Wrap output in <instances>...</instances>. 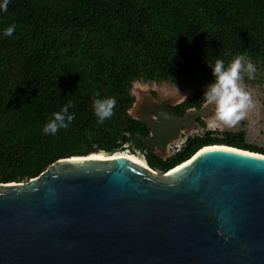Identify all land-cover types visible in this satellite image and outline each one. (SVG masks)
I'll return each mask as SVG.
<instances>
[{"label":"trees","instance_id":"trees-1","mask_svg":"<svg viewBox=\"0 0 264 264\" xmlns=\"http://www.w3.org/2000/svg\"><path fill=\"white\" fill-rule=\"evenodd\" d=\"M11 24L15 32L4 36ZM236 55L264 70V0H10L0 11V182L27 181L59 158L119 150L130 135L147 136V124L130 112L136 81H193V93L169 109L182 116L201 108L214 81L207 63ZM97 93L117 101L103 124L93 115ZM69 101V127L44 134ZM214 144L264 153L244 129L205 128L166 158L134 142L163 172Z\"/></svg>","mask_w":264,"mask_h":264},{"label":"water","instance_id":"water-1","mask_svg":"<svg viewBox=\"0 0 264 264\" xmlns=\"http://www.w3.org/2000/svg\"><path fill=\"white\" fill-rule=\"evenodd\" d=\"M136 104L130 112L150 135L124 146L138 153L141 139L162 157L210 113L203 104L178 116L162 105L147 118ZM116 151L0 182V264H264V153L207 145L163 172Z\"/></svg>","mask_w":264,"mask_h":264},{"label":"clouds","instance_id":"clouds-1","mask_svg":"<svg viewBox=\"0 0 264 264\" xmlns=\"http://www.w3.org/2000/svg\"><path fill=\"white\" fill-rule=\"evenodd\" d=\"M10 0H2L0 11L7 12ZM16 30V25H9L3 32L4 36L11 37ZM207 63V62H206ZM212 70L214 81L206 86L202 100L212 112L208 117V127L216 129L221 126L232 128L245 118L249 109L254 107L252 95L242 86L244 76L254 79L257 71L255 64L244 55H236L225 64L222 59H216L214 64L207 63ZM177 92L179 90L176 88ZM180 94V93H179ZM99 93L92 100L93 115L97 123L103 124L115 113V97L98 98ZM184 97V96H183ZM186 99V97H184ZM73 107L71 101L65 104L60 111L52 113L43 127L46 135H56L61 129H67L75 119L69 112Z\"/></svg>","mask_w":264,"mask_h":264},{"label":"rangeland","instance_id":"rangeland-1","mask_svg":"<svg viewBox=\"0 0 264 264\" xmlns=\"http://www.w3.org/2000/svg\"><path fill=\"white\" fill-rule=\"evenodd\" d=\"M256 66V73L254 79H248L247 75L244 76L242 86L245 87L247 91H249L252 95V100L254 107L249 109L245 118L242 119L236 126L232 128H227L225 126H221L219 130H246V139L251 143H255L260 146H264V70L259 66ZM176 88L179 90L177 92ZM194 91V82L193 81H186L182 84L179 83H170L166 81H162L156 83L154 81H136L134 83L132 92L136 96L137 101L140 100L142 94H144L145 98L149 99L154 104H159L168 99L171 102H180L187 97L188 95L192 94ZM184 96V97H183ZM139 101L137 102L138 105ZM136 107L133 109V113L135 114ZM138 115V114H136ZM156 116V113H155ZM211 116V115H209ZM208 116V117H209ZM208 117L206 120V126L201 127L199 122V126L194 127V129H190L185 131L182 134V138L184 139L187 135H191L193 133H201L204 129H210L208 125ZM180 139V138H179ZM179 139H176L170 143L171 146L168 147L166 153L162 154L163 157H168L172 155L175 151L177 146L176 143H180ZM116 152H122L127 154H134L135 157L142 159L146 162V159L143 154L139 151L138 153L131 152L125 146Z\"/></svg>","mask_w":264,"mask_h":264},{"label":"flooded vegetation","instance_id":"flooded-vegetation-1","mask_svg":"<svg viewBox=\"0 0 264 264\" xmlns=\"http://www.w3.org/2000/svg\"><path fill=\"white\" fill-rule=\"evenodd\" d=\"M143 99L145 100L144 102H143ZM169 100H171V99H168L167 101H164V102L159 103V104H154L151 101H149V99L145 98L144 94H142L140 100H138L139 101L138 105L136 104V106H135L136 107L135 114H138V115H141V116L147 117V118L148 117H150V118L152 117L153 118V117H155V113L161 112V110H162L161 106L162 105H164V107L170 111L169 107L171 105H175V104L179 103V102H177V103H174V104H170L169 102H171V101H169ZM170 112L173 113L172 111H170ZM206 120H207V117L206 118L198 117V118H196L195 121L199 122V124L201 125V121H204L206 123ZM199 124H198V126H199ZM184 129H186V128L183 127L182 130H184ZM183 133H185V132H182V134ZM182 134L180 136V139L182 138ZM149 135H150V128H149V133H148L147 136H149ZM180 139H179V141H180ZM169 146H171V145H169Z\"/></svg>","mask_w":264,"mask_h":264},{"label":"bare ground","instance_id":"bare-ground-1","mask_svg":"<svg viewBox=\"0 0 264 264\" xmlns=\"http://www.w3.org/2000/svg\"><path fill=\"white\" fill-rule=\"evenodd\" d=\"M145 100L143 99V102H144ZM142 102V103H143ZM152 118V117H151ZM206 149V148H205ZM98 156H102V154H99ZM119 156H126V157H129L130 159H132V160H134V161H137V162H139V163H142V164H144V165H147V162H145V161H143L142 159H139V158H137V157H135L134 156V154H125V153H122V152H115L114 153V157H119Z\"/></svg>","mask_w":264,"mask_h":264},{"label":"built area","instance_id":"built-area-1","mask_svg":"<svg viewBox=\"0 0 264 264\" xmlns=\"http://www.w3.org/2000/svg\"><path fill=\"white\" fill-rule=\"evenodd\" d=\"M187 137H188V135L184 139H180V141H179L180 143L175 145V146H177L176 150L179 149L182 146V144L185 142Z\"/></svg>","mask_w":264,"mask_h":264},{"label":"crops","instance_id":"crops-1","mask_svg":"<svg viewBox=\"0 0 264 264\" xmlns=\"http://www.w3.org/2000/svg\"><path fill=\"white\" fill-rule=\"evenodd\" d=\"M209 115H212V112H211V110H210V113L208 114V116H209Z\"/></svg>","mask_w":264,"mask_h":264}]
</instances>
